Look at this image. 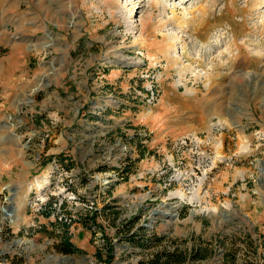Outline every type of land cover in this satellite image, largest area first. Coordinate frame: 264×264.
<instances>
[{
	"label": "rangeland",
	"instance_id": "rangeland-1",
	"mask_svg": "<svg viewBox=\"0 0 264 264\" xmlns=\"http://www.w3.org/2000/svg\"><path fill=\"white\" fill-rule=\"evenodd\" d=\"M147 89L158 90L152 105ZM214 118L229 158L214 180L159 183L170 143ZM137 131L149 152L121 177ZM58 156L97 205V226L68 224L80 252L57 250L62 226L28 204L55 163L65 169ZM149 169L152 181L140 177ZM196 188L197 200L175 194ZM130 219L166 237L139 250L120 239ZM241 231L264 233V0H0V264H126L196 236L224 239L197 264H229L231 234L239 262L250 251Z\"/></svg>",
	"mask_w": 264,
	"mask_h": 264
},
{
	"label": "built area",
	"instance_id": "built-area-1",
	"mask_svg": "<svg viewBox=\"0 0 264 264\" xmlns=\"http://www.w3.org/2000/svg\"><path fill=\"white\" fill-rule=\"evenodd\" d=\"M147 90V94L145 96L143 95V97L146 103L152 105L157 100L158 90ZM136 94L140 96L141 92L137 91ZM134 99L138 101L139 98L134 96ZM215 119L211 121L208 131L181 135L170 143L169 148L172 149L170 151V158H167V161H162V164L153 173L160 180L159 183L165 185L172 181L194 180V184H198V182L205 184L206 182L210 183L214 180L221 163L224 161L222 163L224 164L229 159L224 154L218 153V150L222 148L223 144L221 140L216 141L215 137L226 126ZM139 131H137L138 134L134 133L129 137L134 135L138 136L140 138V145L132 143L128 139L124 141V147H128V153H125L124 158L126 160L118 168H123L126 164L133 163V170L129 174H126L125 178L135 171L138 162L142 160V158H139L141 151H143V154L149 152L147 147L150 142V136ZM71 169L72 167L60 168L59 164L55 163V167L49 172L50 174H44L42 176L43 186L41 188L43 187L42 194L44 198H39L34 202L29 199L28 204L33 208V203L36 202L34 209L38 213L44 215V210H49V215L53 216L54 219L69 224L78 220L80 215L86 216L93 214L96 211L97 205L94 204L92 201L93 198L88 196L85 190L82 192L74 188L75 176ZM145 171L140 172V177L148 173L152 181V169ZM116 174L118 173L116 172ZM110 185L108 182L100 185V191ZM32 193H35V191ZM31 224L34 225V222Z\"/></svg>",
	"mask_w": 264,
	"mask_h": 264
},
{
	"label": "trees",
	"instance_id": "trees-1",
	"mask_svg": "<svg viewBox=\"0 0 264 264\" xmlns=\"http://www.w3.org/2000/svg\"><path fill=\"white\" fill-rule=\"evenodd\" d=\"M126 139L130 140L132 143L140 145V138L136 135L127 137ZM139 155H143V151H141V154ZM64 160L65 158H63V156H58L59 163L64 165L65 168H71L73 166L72 162L67 163L64 162ZM132 170L133 163H130L126 164L123 168H117V173L118 175L125 176ZM44 215L48 216L49 210H44ZM78 220L89 227L97 226L94 223V214H88L86 216L80 215ZM55 223H58L63 228L59 241L55 243L56 249L63 253L82 251L81 247L71 241V233L68 229L69 223L59 220H56ZM44 227L45 225L42 224L38 230L44 229ZM125 227V232H123L120 239L139 248V250H147L154 244L164 240L166 237V234L157 233L146 224H135V220L133 219L127 220ZM240 233L242 235H239L238 238L246 242L250 251L244 253V256L241 257V262H239L238 258L240 256L238 251L240 250V247L236 244L237 236L231 234L228 237L230 238L229 245L223 254L224 261L226 260L229 264H264V252H259L256 246L258 239L260 242L264 243V233H259L255 236L251 231H241ZM195 238L196 240H194V242L185 247H179L178 245L169 247L165 244L160 247H154V249H152V251H150L145 257H142L135 262L128 261L126 264H197V260L207 258L215 252L214 245L212 244L215 239L218 243L224 244V239L219 236L213 240H197L199 236H196ZM107 249L108 257L112 259V243L107 245ZM95 254L98 259L102 258V251L100 248L95 251Z\"/></svg>",
	"mask_w": 264,
	"mask_h": 264
},
{
	"label": "bare ground",
	"instance_id": "bare-ground-1",
	"mask_svg": "<svg viewBox=\"0 0 264 264\" xmlns=\"http://www.w3.org/2000/svg\"><path fill=\"white\" fill-rule=\"evenodd\" d=\"M200 190V188H196L194 191H196V190ZM193 191V192H194ZM175 194L180 198V199H185V198H189V199H198L199 198V191H196V192H194L191 196H187L186 194H184L183 192H181V191H176L175 192ZM12 196V195H11ZM10 196V197H11ZM7 208H8V210H11V211H13V209H14V207L13 208H9L8 206H7ZM208 209V211H209V213H214V212H216L217 211V207H210V208H207ZM8 213V212H7ZM6 214V213H5ZM7 216L8 215H12L11 213H8V214H6ZM21 241H18L17 243L19 244Z\"/></svg>",
	"mask_w": 264,
	"mask_h": 264
},
{
	"label": "water",
	"instance_id": "water-1",
	"mask_svg": "<svg viewBox=\"0 0 264 264\" xmlns=\"http://www.w3.org/2000/svg\"><path fill=\"white\" fill-rule=\"evenodd\" d=\"M9 200H10V197H9ZM7 206H8L9 208H13V207H14V205H13L12 203H8Z\"/></svg>",
	"mask_w": 264,
	"mask_h": 264
}]
</instances>
